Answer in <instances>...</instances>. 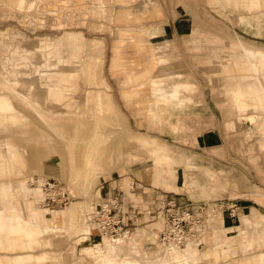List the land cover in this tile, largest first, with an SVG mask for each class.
<instances>
[{
	"label": "rangeland",
	"instance_id": "rangeland-1",
	"mask_svg": "<svg viewBox=\"0 0 264 264\" xmlns=\"http://www.w3.org/2000/svg\"><path fill=\"white\" fill-rule=\"evenodd\" d=\"M114 1L0 0V115L13 114L10 126L7 121L9 127L0 132L4 201L13 200L10 193L24 194L30 177H52L65 187L70 203L52 216H44L23 195L32 220L37 212L39 220L52 223L50 245L43 249L56 254L45 253V264H92L94 247L105 240L134 246L127 251L137 253L141 264L160 260L175 247L157 243L164 228L161 206L171 199L216 206L208 211L203 238L185 246L195 245L198 253L185 264H264V107L239 95L240 83L233 84L253 75L264 94V0L260 6L255 0H179L193 19V35L224 36L223 44H208L203 60L199 51L175 56L168 41L154 45L149 40L136 44L148 52L132 49L124 58L123 41H137L140 32L154 38L158 32L114 28ZM105 32L116 39L113 48H106ZM60 38L63 44L57 45ZM238 44L260 54L251 72L237 67L241 58L233 46ZM217 46L221 55L211 52ZM41 49L36 58L29 55ZM157 54L172 64L170 77H157L156 65L148 72ZM51 58L59 62L47 72L43 61ZM157 79L165 92L179 89L160 101L166 116L158 111L161 96L152 90ZM211 134L222 140L219 147L203 143ZM159 153L166 159L160 160ZM130 174L145 176L153 190L169 196L156 202L152 219L127 234L134 237L113 241L99 234L92 215L102 186ZM234 205L231 218L227 209ZM12 236L23 247L2 245L0 264H11L5 256L42 251L30 248L25 233Z\"/></svg>",
	"mask_w": 264,
	"mask_h": 264
},
{
	"label": "crops",
	"instance_id": "crops-1",
	"mask_svg": "<svg viewBox=\"0 0 264 264\" xmlns=\"http://www.w3.org/2000/svg\"><path fill=\"white\" fill-rule=\"evenodd\" d=\"M255 1H256V5L260 6V1L259 0H255ZM112 5H113L112 15H113L114 28L117 27L116 29H124V28L135 27L137 29L158 32L156 33L157 37L154 38H150V36H148L147 34H143L140 32V35L135 37L137 41H127V40L126 42L123 41L124 45L121 43L119 50L124 58H128L127 55H129V52L133 50L137 54L139 52H145V53L148 52V50L145 47H142L141 45H136V44H140L139 42H143V40L145 41L149 40L148 42L154 45L155 44L163 45L165 41H168V43L172 45L174 48L175 56L179 52L191 56V53H195L194 51L197 52L199 51V54L201 53L200 57L202 60L206 56L208 57V49H209L208 44L210 42L217 44H223L224 42L223 41L224 36L193 35V31L194 30L196 31V29L194 28L193 19L191 15L186 11V9L182 7L181 1L179 0H115ZM206 11L209 12V9H207ZM65 32H76L80 35L82 34V32L79 33L80 31H65ZM107 32L103 33V35H105L103 36V39L106 41L107 44H109V46H106V48L108 49L110 46L112 47L115 38L111 39L110 38L111 35L107 37L106 36ZM231 37L234 38V40H236V36H231ZM233 47H236V54L238 53L240 55V58L242 55L247 56L245 50H250L249 48L245 47L243 44H238ZM257 50L260 51L259 49ZM211 52L220 54L218 46L216 50L212 49ZM191 60H193V58H191ZM238 62L239 61L236 62L237 65ZM155 65L157 67V77L159 78L161 77L167 78L174 74L172 71V64L167 60V58L164 55H159V54L156 55L155 60L153 61V64L148 71L149 73L152 71V69H154ZM159 80L160 79H157V81H155L154 84L151 83L152 86L154 87L152 88V90L154 91V93H158L161 96V97L159 96L160 100H158L159 102L158 111L160 112L161 115L166 116L168 114V110L166 108V105L160 101H162V99L168 100V98L170 96L175 95L179 91V89L177 87L175 91H173V93L165 92V89L160 87L162 85V81ZM12 115L13 114H9V116L6 117L7 121H9V126L10 123H12L10 121V119L13 117ZM9 126L4 127L3 124H0V132H4ZM209 136L206 138L209 140H207V142H203L205 145L213 144L214 147H219L221 145L222 140L218 135L211 134ZM156 155L160 158V160L166 159V155H164L163 153H159ZM6 166L7 163H5L3 169H6ZM15 169H16L15 171H20L21 168L17 167ZM155 176L158 177V175ZM145 178L146 177L145 176L143 177V175L142 177L139 178L134 174H130L125 178H119L112 182H108L104 186H102L103 189L101 191L102 198L112 196L115 194H118L120 196L121 208L124 213L125 221L127 223L132 222L134 226L138 225L139 222L141 221H146V219L147 220L152 219L154 217L152 216V214L155 212V208L157 207L155 206L157 204L156 202L161 201L162 197H165L166 199L169 196L168 193L162 194V192L153 190L152 189L153 186L150 185V183L146 181ZM123 179H125L126 181L123 182L122 181ZM23 195L24 194H22L20 191L15 194L10 193V198H12L13 200L6 203L4 201L6 194H4V192H0V204L2 203L0 206V215L1 214L6 215V213H8L6 209L12 206L11 211L9 210L10 211L9 214H11L10 217H16L17 219L23 221V227L21 232L17 231L16 228L10 229L9 236L11 238H14L12 236V233H17V234L25 233L27 237H31L30 248L32 250L41 248L42 251L34 254L24 253L18 256H12V257L5 256V257L6 259H9L11 261V264H45L44 263V260L46 259L45 253L56 254L43 249L50 245V243L47 240V236L50 235V233H43L42 228L44 227L50 228L52 223L51 225H48L43 220H39L36 214L37 212H35L34 214L35 219L32 220L33 216L31 213V208L29 204L25 201ZM5 204H8L9 206ZM144 204H146V206H144ZM229 220L234 221L233 219L226 218L224 219V222ZM225 226H233V225L230 224ZM57 227L60 228V231L64 230L63 227H60L58 225ZM36 229H38L39 231L41 230V232L36 233L35 232ZM220 230L221 229H219L218 231ZM33 241H36L38 244L34 248L32 247ZM20 243L21 244L19 247H23V243L21 241ZM194 247L195 245L192 246L193 250L197 251V249H195ZM197 254L198 253L196 252L195 257H197Z\"/></svg>",
	"mask_w": 264,
	"mask_h": 264
},
{
	"label": "built area",
	"instance_id": "built-area-1",
	"mask_svg": "<svg viewBox=\"0 0 264 264\" xmlns=\"http://www.w3.org/2000/svg\"><path fill=\"white\" fill-rule=\"evenodd\" d=\"M30 188L40 192L36 205L51 214V211L59 210L70 203L69 195L65 187L52 177H30L27 179ZM164 211V228L159 231L158 245L166 246L173 244L184 246L190 240L200 239L208 229V211L211 203L167 200L162 203ZM214 205V204H213ZM235 209L230 207L228 215L233 218ZM216 206H213V210ZM95 228L102 235L116 238L120 235L129 234L135 229L134 224L127 223L121 208V199L118 194L103 197L96 206L92 215Z\"/></svg>",
	"mask_w": 264,
	"mask_h": 264
},
{
	"label": "bare ground",
	"instance_id": "bare-ground-1",
	"mask_svg": "<svg viewBox=\"0 0 264 264\" xmlns=\"http://www.w3.org/2000/svg\"><path fill=\"white\" fill-rule=\"evenodd\" d=\"M64 41V38H60V40L57 41V45H62ZM53 48V47H52ZM52 51L49 50L47 51V53H50ZM42 52L41 50H34L33 53H29L30 56H34V58H36L37 55H39ZM246 55H242L241 56V60H239L238 62V68L241 70H245L248 72H251L254 68L253 65V60L254 58H257L260 54H256L251 50H245ZM251 57V60H250ZM264 57V56H263ZM261 58V64L263 65L264 63V58ZM76 58V56H75ZM53 59V60H52ZM59 60L57 58H51V60L49 61H43V63L46 66V71L48 72V67L52 66V64H56L58 63ZM47 79H50V76L48 75ZM236 82L240 83V88L238 90H240L241 92L239 93V95L243 94L244 98L248 97V98H253L254 100H256L258 107L262 108L264 107V94H260L259 92V88L257 87L258 85V80L256 77H254L253 75H249L247 76L243 81H233V84H235L234 87H236ZM51 84L53 85H57V83L54 82V80H51ZM248 88H251L255 91L253 92H249ZM238 97V96H236ZM246 99V98H245ZM3 110V109H2ZM0 110V111H2ZM0 124H3L4 127H7V118L4 116H0ZM264 126V124L262 125ZM23 193L25 195V197L36 207L37 210L43 212V215L46 216V211L40 207H38L36 205V201L37 199L40 197V192L36 189H32L28 186L26 180L24 182V186H23ZM98 204V203H97ZM97 206V205H96ZM96 206H95V210H96ZM39 208V209H38ZM64 209H59V210H54L51 211V216L54 213H58L60 211H62ZM94 210V212H95ZM0 226L3 228V236L0 235V247L2 245H4V247L6 248H16L20 246V241L14 238H11L9 236V230L10 229H14L16 228L17 231L21 232L22 231V227H23V221L17 219L16 217H10L4 214L0 215ZM52 229V227L48 228V227H44L42 228V232L43 233H47ZM36 233H40L41 230L39 231L38 229L35 230ZM103 237H107L110 239H113V241H119L122 238H128L131 239L132 237H134V233L131 235H120L116 238H112L108 235H103ZM122 237V238H120ZM193 240L188 241L184 247L190 243H192ZM38 244L36 241H33L32 247H36ZM105 245V246H104ZM172 245V244H171ZM175 247L181 248L179 246L174 245ZM134 246L130 245L128 248L127 246H125L122 242H111L108 240H105L102 244H96V246L94 247V253H95V260L92 261V264H141L139 261H137V253L136 256L134 254H132V251H127L129 250H134L133 248ZM175 247H171V251L169 252V250H167L164 254L161 255L160 260H148L145 262V264H185L183 261H186L187 259H189L188 257H192V259L195 258V254L194 252H197L196 250H193L192 246H189L186 249H178ZM124 250V252H122ZM224 250V249H223ZM225 253V250H224ZM191 254V255H189ZM223 254V253H222ZM215 260H218L220 257L217 255V253L215 252ZM130 257L133 258V260H128ZM59 258L58 256L56 257V259ZM192 259H189L190 262L192 261ZM243 264H247L249 263V260H243L242 261ZM189 263V262H187ZM220 264V263H219Z\"/></svg>",
	"mask_w": 264,
	"mask_h": 264
}]
</instances>
